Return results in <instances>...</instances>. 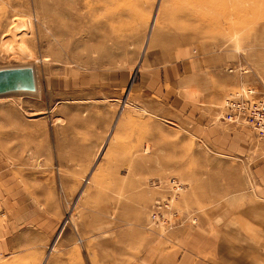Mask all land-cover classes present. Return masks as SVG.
<instances>
[{"label": "rangeland", "instance_id": "1", "mask_svg": "<svg viewBox=\"0 0 264 264\" xmlns=\"http://www.w3.org/2000/svg\"><path fill=\"white\" fill-rule=\"evenodd\" d=\"M192 55L237 77L221 122L264 89V0H0V67L38 87L0 94V264H264V138L170 120Z\"/></svg>", "mask_w": 264, "mask_h": 264}, {"label": "crops", "instance_id": "2", "mask_svg": "<svg viewBox=\"0 0 264 264\" xmlns=\"http://www.w3.org/2000/svg\"><path fill=\"white\" fill-rule=\"evenodd\" d=\"M163 56L164 53L161 52L160 58ZM218 62L214 55H206L203 59L192 55L190 59L183 60V65L187 70L178 84L181 86L185 102L168 107V114L172 116L170 120L188 135L192 133L191 131H198L199 134L206 135L210 129L215 130L217 128L220 130V136L223 140L227 141L226 138L228 137L238 139L237 131L230 135L233 130H230L229 133L227 130V128L235 129L234 126H225L222 119L221 122H214L215 111L220 106L224 96L237 83V77L234 74L224 72ZM233 93L235 92L230 94ZM221 107L222 115L223 105ZM4 190L6 194L11 193V185L6 183ZM161 197H157L154 202Z\"/></svg>", "mask_w": 264, "mask_h": 264}, {"label": "built area", "instance_id": "3", "mask_svg": "<svg viewBox=\"0 0 264 264\" xmlns=\"http://www.w3.org/2000/svg\"><path fill=\"white\" fill-rule=\"evenodd\" d=\"M221 119L226 122L245 124L258 136L264 138V89L259 90L248 85L227 96L223 102ZM152 182L154 184L162 183L160 180ZM165 184L169 187L168 193L152 204L150 222L171 226L177 222L174 201L185 188V184L176 176L169 177ZM2 202L0 195V208Z\"/></svg>", "mask_w": 264, "mask_h": 264}, {"label": "water", "instance_id": "4", "mask_svg": "<svg viewBox=\"0 0 264 264\" xmlns=\"http://www.w3.org/2000/svg\"><path fill=\"white\" fill-rule=\"evenodd\" d=\"M37 78L33 65L0 67V94L11 91H36Z\"/></svg>", "mask_w": 264, "mask_h": 264}, {"label": "bare ground", "instance_id": "5", "mask_svg": "<svg viewBox=\"0 0 264 264\" xmlns=\"http://www.w3.org/2000/svg\"><path fill=\"white\" fill-rule=\"evenodd\" d=\"M38 88V87H37ZM38 91V90H37Z\"/></svg>", "mask_w": 264, "mask_h": 264}]
</instances>
